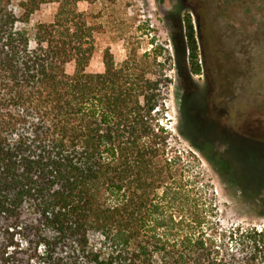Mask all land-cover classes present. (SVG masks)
<instances>
[{"label":"trees","instance_id":"16d2710c","mask_svg":"<svg viewBox=\"0 0 264 264\" xmlns=\"http://www.w3.org/2000/svg\"><path fill=\"white\" fill-rule=\"evenodd\" d=\"M82 1L0 0V264H264V223L213 227L188 156L159 126L150 62L107 50L104 71L87 72ZM49 3L53 21L27 28ZM183 22L198 75L191 14Z\"/></svg>","mask_w":264,"mask_h":264},{"label":"rangeland","instance_id":"374dc122","mask_svg":"<svg viewBox=\"0 0 264 264\" xmlns=\"http://www.w3.org/2000/svg\"><path fill=\"white\" fill-rule=\"evenodd\" d=\"M78 9L94 28L87 72L102 73L109 50L118 64L130 53L150 62V72L162 79L159 126L169 148L188 156L204 197L214 205L213 227L225 231L263 224L264 0H85ZM57 10L56 3L43 5L26 27L52 22ZM187 14L199 45L198 75L189 70ZM66 70L73 73V64ZM209 79L233 84L231 122L237 124V112L245 113L249 147L223 134L210 117L196 115L206 104Z\"/></svg>","mask_w":264,"mask_h":264},{"label":"flooded vegetation","instance_id":"af4514ba","mask_svg":"<svg viewBox=\"0 0 264 264\" xmlns=\"http://www.w3.org/2000/svg\"><path fill=\"white\" fill-rule=\"evenodd\" d=\"M206 104L204 106H199L196 115L199 118L201 114H205L210 117L212 122H214L215 127L220 129L223 134H227L232 138H236L238 145L242 143L246 147L248 141V134L250 131L249 124L245 121L244 115L237 112L236 123L231 122L233 115L229 111V104L234 99V86L230 83H218L209 79L206 89ZM234 113V112H233ZM243 120L240 126V120Z\"/></svg>","mask_w":264,"mask_h":264}]
</instances>
